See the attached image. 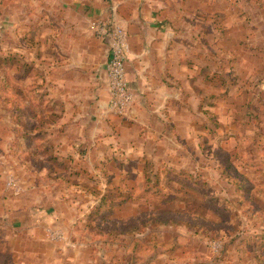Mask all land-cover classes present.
<instances>
[{
	"label": "rangeland",
	"instance_id": "obj_1",
	"mask_svg": "<svg viewBox=\"0 0 264 264\" xmlns=\"http://www.w3.org/2000/svg\"><path fill=\"white\" fill-rule=\"evenodd\" d=\"M64 1L0 0V264H264V0H130L121 114Z\"/></svg>",
	"mask_w": 264,
	"mask_h": 264
},
{
	"label": "crops",
	"instance_id": "obj_2",
	"mask_svg": "<svg viewBox=\"0 0 264 264\" xmlns=\"http://www.w3.org/2000/svg\"><path fill=\"white\" fill-rule=\"evenodd\" d=\"M130 2V0H111V4L108 5L104 0H95L93 3L91 2L88 4L83 0L64 1L62 2L64 10H70L65 14L67 16V24L65 26L63 23L64 20H60L62 21L61 26L63 25V30L58 27V24L52 27V30H54L53 34H59L61 32L62 34H66L67 36L72 35L71 37H73L85 33L86 28H88L89 32L93 35L91 24L96 19H108L120 25L128 35V52L125 62L126 79L130 89L135 90L137 82L144 76L151 74L150 68L152 64L148 62L147 59L149 55L152 56V50L156 47L154 44H157L159 39L154 38L152 41H145L143 37L140 39L139 36L141 35L139 32L141 28H144L145 25H147L145 27L153 28L152 24L155 22V14L149 10L139 9L138 5L130 6ZM100 42L106 48L105 60L107 57V45L102 40H100ZM148 52H151V54H148ZM104 65L105 63L99 68L98 74L99 78L104 82L103 91L106 99L105 103H107L109 95L107 82L104 77ZM146 70L147 72H145ZM103 106H106L107 109V104Z\"/></svg>",
	"mask_w": 264,
	"mask_h": 264
},
{
	"label": "built area",
	"instance_id": "obj_3",
	"mask_svg": "<svg viewBox=\"0 0 264 264\" xmlns=\"http://www.w3.org/2000/svg\"><path fill=\"white\" fill-rule=\"evenodd\" d=\"M94 35L106 43L107 57L104 77L107 82L109 113L121 114L133 103V94L125 73L128 39L124 29L108 19H96L91 24Z\"/></svg>",
	"mask_w": 264,
	"mask_h": 264
}]
</instances>
